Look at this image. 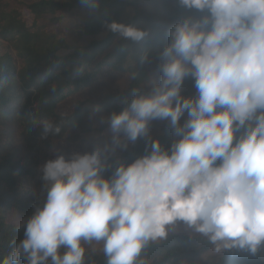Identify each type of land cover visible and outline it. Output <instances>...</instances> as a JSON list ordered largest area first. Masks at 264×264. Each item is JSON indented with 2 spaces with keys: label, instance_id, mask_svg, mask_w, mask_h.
<instances>
[{
  "label": "clouds",
  "instance_id": "clouds-1",
  "mask_svg": "<svg viewBox=\"0 0 264 264\" xmlns=\"http://www.w3.org/2000/svg\"><path fill=\"white\" fill-rule=\"evenodd\" d=\"M178 4L200 15L184 16L170 30L155 58L158 79L146 92L133 88L132 99L106 118L111 145L57 151L41 166L46 198L0 264H84L82 242L92 241L103 242L107 264H136L147 243L167 238L166 226L177 221L221 256L232 249L256 256L264 248V0ZM105 27L134 42L148 35L115 21ZM146 63L152 59L144 54ZM187 78L196 89L191 97L182 95ZM155 120L179 137L169 148L149 135ZM39 125L42 138L60 132L50 119ZM140 138L150 152L105 178L108 153Z\"/></svg>",
  "mask_w": 264,
  "mask_h": 264
},
{
  "label": "trees",
  "instance_id": "trees-1",
  "mask_svg": "<svg viewBox=\"0 0 264 264\" xmlns=\"http://www.w3.org/2000/svg\"><path fill=\"white\" fill-rule=\"evenodd\" d=\"M94 2L99 5L96 9L82 5L80 0H37L27 6L35 20L51 15L55 24L60 21L56 14L61 11L91 12L75 26L77 37L91 39L86 46H69L62 30L45 32L36 24L28 27L22 18L0 15V19L7 18L3 25L0 24V40L8 43L14 52V56L8 52L0 53V126L17 125L27 149L35 156L21 159L6 156L4 143L0 140V261L12 251L13 240L24 239L25 221L46 198L41 166L55 159L59 144L65 143L70 133L89 128L100 114L107 118L112 112H120L124 101L132 99L133 88L146 92L154 79L152 74L156 72L155 58L170 43V30L184 16L200 15L195 10L184 9L178 0H162L167 15L166 24H162L145 20L140 0ZM113 21L142 29L148 35L139 42L125 39L105 27V22ZM144 54L152 59V63L140 64ZM106 73L128 76L126 88L104 95L100 101L88 97L76 99L68 113L62 112L61 107L66 102L102 82ZM133 74L135 79H132ZM195 94L194 81L187 78L182 95L191 97ZM42 119H50L60 128L59 134L52 131L47 138H42L44 132L39 125ZM107 128L108 123L101 132ZM153 139L169 148L173 134L166 129ZM150 150L144 138L138 139L119 160L107 159L108 168L103 175L111 177L119 163L131 164ZM13 213L19 217L17 224L9 221ZM212 248L207 237L168 232L167 238L158 243L149 241L136 264H198ZM107 259L104 251L90 252V264H107ZM20 264H24L23 259ZM220 264H264L263 248L256 256L243 250H225Z\"/></svg>",
  "mask_w": 264,
  "mask_h": 264
},
{
  "label": "rangeland",
  "instance_id": "rangeland-1",
  "mask_svg": "<svg viewBox=\"0 0 264 264\" xmlns=\"http://www.w3.org/2000/svg\"><path fill=\"white\" fill-rule=\"evenodd\" d=\"M37 0H0V15L7 17L16 16L17 18H22L24 23L29 27L33 24L39 25L41 29L45 32L62 30L66 37L67 44L69 46H86L90 42V38H79L75 33V26L82 23L87 17L92 13L86 10H74L71 12L61 11L56 14V18L60 21L55 24L54 17L51 15H44L40 19L35 20L33 16L27 10V6ZM142 9L145 14V20L155 23L166 24L167 15L162 5V0H140ZM6 14V15H5ZM1 18V17H0ZM7 18L0 19V24L3 25ZM103 36L99 37L102 38ZM8 52L14 56V52L10 48L9 44L0 40V53ZM61 55L66 54V52H60ZM153 77L156 76L158 79V73L152 74ZM128 76L117 75V74H103V81L97 83L90 90L85 91L82 95L75 97L74 99L66 102L61 110L63 113H68L76 99H82L85 97L90 98L93 101H100L104 95H111L115 92L122 91L126 88L128 84ZM105 118V122L101 123V118ZM185 117L181 118V124H183ZM107 125L106 116L100 114L94 118L92 125L87 129H80L74 131L68 135V139L65 143H60L58 146V151L62 154L69 155L73 152H79L81 154L86 152H91L95 147H103L105 144L111 145V130L107 128L102 131V128ZM172 129L169 127L167 121L155 120L149 125V135L153 138L159 136L164 130ZM173 134V131H172ZM123 138V137H122ZM179 137L173 135L172 142ZM0 140L4 143V153L6 156H13L15 159H21L23 157H35L27 149L22 136L20 134V129L17 125L9 123L0 126ZM133 142H128V147L126 149L116 147L114 151L108 153V158L115 161L119 160L121 155L131 147ZM9 221L11 223H19V217L16 213L11 214ZM168 232H172L180 235L187 236H203L193 228H189L182 221H177L175 225L166 226ZM161 239L151 241L153 243H158ZM82 246L86 249L84 264H90V252H103V242L92 241L91 243L82 242ZM63 252V249H61ZM264 253V248H263ZM223 255V254H222ZM222 256L214 252L213 248L202 256L198 264H220Z\"/></svg>",
  "mask_w": 264,
  "mask_h": 264
}]
</instances>
